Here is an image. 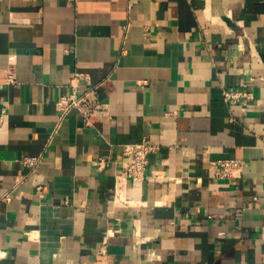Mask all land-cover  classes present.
I'll return each instance as SVG.
<instances>
[{
  "label": "crops",
  "instance_id": "obj_1",
  "mask_svg": "<svg viewBox=\"0 0 264 264\" xmlns=\"http://www.w3.org/2000/svg\"><path fill=\"white\" fill-rule=\"evenodd\" d=\"M75 73L110 104L95 128L60 123ZM3 108L0 264H264V0H0ZM144 138L146 179L118 200ZM231 158L243 177H217Z\"/></svg>",
  "mask_w": 264,
  "mask_h": 264
},
{
  "label": "built area",
  "instance_id": "obj_2",
  "mask_svg": "<svg viewBox=\"0 0 264 264\" xmlns=\"http://www.w3.org/2000/svg\"><path fill=\"white\" fill-rule=\"evenodd\" d=\"M83 74L75 73L70 82L71 91L61 95L56 101V106L60 111V123L73 111L78 110L82 116L83 125L89 128H95L96 124L103 118L110 116L111 109L108 102L99 99L97 92L99 84H94L85 90L80 89V81ZM17 81L16 73L13 69L9 70L4 78L6 84H14ZM224 98L228 102L240 101L245 98H252L253 92L244 89H224ZM7 108H3L0 112V121L5 120ZM60 123L58 127L60 126ZM56 128V131L58 129ZM55 131V132H56ZM157 149L149 139L144 138L140 142L129 143L125 145L122 153L123 164L126 168L124 176L119 177L116 187V197L118 200L125 198V186L131 184H139L146 179V171L150 163V154ZM44 151L37 155L25 156L22 163L27 168V173L21 175L16 185H19L27 175L36 173L43 160ZM106 160L98 159V164L103 167ZM245 160L242 158L220 159L211 162V168L219 178H242L244 174ZM39 189L42 186L38 187ZM11 192L5 196V200L11 199Z\"/></svg>",
  "mask_w": 264,
  "mask_h": 264
}]
</instances>
